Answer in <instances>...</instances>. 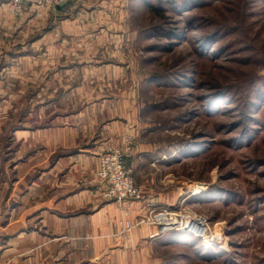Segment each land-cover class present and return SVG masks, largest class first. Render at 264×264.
Returning <instances> with one entry per match:
<instances>
[{
    "label": "rangeland",
    "instance_id": "obj_1",
    "mask_svg": "<svg viewBox=\"0 0 264 264\" xmlns=\"http://www.w3.org/2000/svg\"><path fill=\"white\" fill-rule=\"evenodd\" d=\"M32 9L19 17L8 9L16 23L0 28L10 52L26 58L25 91L19 101L11 91L10 118L36 129L38 141L35 176H26L37 179L35 201L29 193L20 221L4 224L12 223L10 236L36 229L37 237L18 254L2 237L0 264H264V0H79ZM38 39L55 43L34 50ZM50 132L70 145L58 140L49 150ZM103 133L98 160L86 155L83 147L95 154ZM108 156L120 159L135 193L108 196L113 171L100 174ZM80 191L87 206L61 204ZM97 197L121 208L93 220ZM166 213L205 219L207 241L166 237L157 221ZM118 218L116 237L134 246L104 256L117 239L104 233ZM152 226L163 234L158 245L143 238Z\"/></svg>",
    "mask_w": 264,
    "mask_h": 264
},
{
    "label": "crops",
    "instance_id": "obj_2",
    "mask_svg": "<svg viewBox=\"0 0 264 264\" xmlns=\"http://www.w3.org/2000/svg\"><path fill=\"white\" fill-rule=\"evenodd\" d=\"M6 2H9V0H0V28L2 29H8L11 27L10 23H16V21L12 20L8 15V3ZM27 8L33 10V7L27 6L24 11H26ZM22 26H24V24ZM2 37V32H0V38ZM15 42L16 41H14L13 43ZM54 43V39H38L33 44V49L36 50L37 45L39 44V46L42 45L45 48L48 47V50L50 51V46ZM39 52L40 56H42L41 51ZM20 54L21 53L10 52V39H0V242L3 239L2 237L7 235L6 238L8 239L10 245H8L5 250H16L17 254L20 253L19 246L23 245L24 241L32 240V238L37 237L36 229L28 231V233H26L25 230L19 231L10 236V232L8 233L7 231H9V225H11L12 223L8 222L6 226L4 224L6 220H15L16 222L20 221L18 215H20L24 208L22 204L25 203V198L30 193V196L28 198H31L33 196L32 200L35 201V193L37 189L36 177L32 180H29V182H26V176L34 177L37 169V130L25 129V127H20V119L16 118L15 116L13 119H11V116L9 115V103L11 100V96H13L10 95L11 91L16 92L15 95L17 96V101H19L20 97L22 96V94L19 93H24L26 87L25 80L24 78H22L24 70L20 68V65L25 62L26 58L24 57V55ZM44 56L46 58L49 56L50 59L51 53L46 52ZM33 57L34 59L37 58V54L35 53ZM20 80L22 81L20 82ZM52 133L53 132L48 133L45 137L48 138ZM53 134L56 137H51L52 141L49 142V144L48 142L44 143L49 148V150L53 149L54 146H57L59 142L61 143V145H70L69 140L67 138H64L62 133ZM105 136L107 135H105L104 133L102 134V136H98V138L100 137L102 139L94 143V152L100 150L102 151L103 144L108 141V137ZM58 140L60 141L58 142ZM83 148L88 149L86 155L95 156V159L98 160L99 154H97V152L95 154L88 153L90 152V146H86ZM26 153L27 155H25ZM28 155L29 157H27ZM84 163L87 164L88 162L86 161ZM60 164L63 165L62 162H60ZM84 194L85 191H80L76 194H68V198L62 200L61 204H64L67 208H76L75 205L77 207L87 206V204L91 202V200H88L87 196ZM85 197L87 199H84ZM95 204H97L98 207L95 209V212H93L94 214L89 217L88 215L85 216L83 215V213H80L78 218L76 219L78 220L77 222H85V218L87 217L93 218V220H97L103 218L107 213L117 211L119 210V208H121V205H118V203L111 201L105 202L102 201L100 197H97ZM35 207H37L36 202L33 205V208ZM35 214L36 212L32 215V218H34V220H36ZM122 221V218L120 220L118 218L116 221L117 227L115 231L114 229H111L110 231H107L108 233L105 232L104 236L117 238L116 235L120 231V224L122 223ZM103 231H105V224H103ZM171 233L174 232H169L167 233V235L165 233L166 237L171 235ZM143 234V238L145 235L149 236V239L144 238V240L148 239L149 242H153L156 245L163 241V237L160 236L163 234L153 226L143 231ZM112 243L114 244V246L111 245ZM131 245L132 244H130L127 239L125 240V238L121 240L118 238L112 239L109 247H107L104 251V256H109L111 252H116V248L119 250H126L130 248ZM4 254H0V261H3L2 258L4 257ZM94 262L96 261H91L89 263Z\"/></svg>",
    "mask_w": 264,
    "mask_h": 264
},
{
    "label": "built area",
    "instance_id": "obj_3",
    "mask_svg": "<svg viewBox=\"0 0 264 264\" xmlns=\"http://www.w3.org/2000/svg\"><path fill=\"white\" fill-rule=\"evenodd\" d=\"M71 1H79V0H10L8 2V9H9V14L12 17H19L24 12L27 6L30 7L59 6ZM106 159L107 160H105L102 163L103 173L100 174L104 178L106 176V171L111 169L113 171V176H111L110 178V184L111 186H113V189L108 194V196L126 198L128 195H130V193H135L133 182L130 180V178L129 179L125 178V173L123 172L124 168L122 166L120 159L111 156H108ZM163 216L166 217V220H160L163 219L162 218ZM192 220L201 221V223L203 221H206L205 219L203 220L195 219L180 214L176 215V214H167V213L161 214L157 218L158 225L163 233H167L171 231H177L183 233L185 229L190 230V227L188 226H192V228L201 227L198 226L197 223H193ZM206 222L202 223L203 224V227H201L202 229L207 228ZM125 228L130 229L131 225L127 223ZM193 231L195 232V229ZM191 235L203 241L206 240L205 237H199L200 234L198 235L196 233H192Z\"/></svg>",
    "mask_w": 264,
    "mask_h": 264
},
{
    "label": "bare ground",
    "instance_id": "obj_4",
    "mask_svg": "<svg viewBox=\"0 0 264 264\" xmlns=\"http://www.w3.org/2000/svg\"><path fill=\"white\" fill-rule=\"evenodd\" d=\"M161 218V217H160ZM163 219H160V220H166V217H162ZM167 221H169V220H167ZM192 222L193 223H197L198 224V226H201V227H203V224H201L200 222L201 221H196V220H192ZM204 222H206V221H203V223ZM190 223V222H189ZM188 227H190V230L189 229H185L184 230V232L185 233H189V234H192V233H196V234H200V236L199 237H204V235H203V229L201 228V227H198V228H192V226H188ZM195 229V232L193 231ZM205 230L207 231V228H205ZM205 241V240H204ZM207 241V240H206ZM205 241V242H206Z\"/></svg>",
    "mask_w": 264,
    "mask_h": 264
},
{
    "label": "trees",
    "instance_id": "obj_5",
    "mask_svg": "<svg viewBox=\"0 0 264 264\" xmlns=\"http://www.w3.org/2000/svg\"><path fill=\"white\" fill-rule=\"evenodd\" d=\"M224 94H221L220 96H223ZM221 99V98H220Z\"/></svg>",
    "mask_w": 264,
    "mask_h": 264
}]
</instances>
